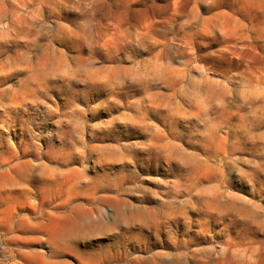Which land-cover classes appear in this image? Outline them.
I'll list each match as a JSON object with an SVG mask.
<instances>
[{
  "label": "rangeland",
  "instance_id": "1",
  "mask_svg": "<svg viewBox=\"0 0 264 264\" xmlns=\"http://www.w3.org/2000/svg\"><path fill=\"white\" fill-rule=\"evenodd\" d=\"M0 264H264V0H0Z\"/></svg>",
  "mask_w": 264,
  "mask_h": 264
},
{
  "label": "bare ground",
  "instance_id": "2",
  "mask_svg": "<svg viewBox=\"0 0 264 264\" xmlns=\"http://www.w3.org/2000/svg\"><path fill=\"white\" fill-rule=\"evenodd\" d=\"M141 109H142V108L139 107V110H141ZM146 111H147V109H146ZM146 114H147V112H146ZM231 133H232V132H231ZM231 162H232V161H231ZM232 163H233V162H232ZM230 165H231V164H230Z\"/></svg>",
  "mask_w": 264,
  "mask_h": 264
}]
</instances>
